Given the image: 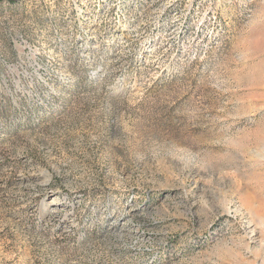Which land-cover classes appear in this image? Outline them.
Returning <instances> with one entry per match:
<instances>
[{"label": "rangeland", "instance_id": "obj_1", "mask_svg": "<svg viewBox=\"0 0 264 264\" xmlns=\"http://www.w3.org/2000/svg\"><path fill=\"white\" fill-rule=\"evenodd\" d=\"M0 264H264V0H0Z\"/></svg>", "mask_w": 264, "mask_h": 264}]
</instances>
